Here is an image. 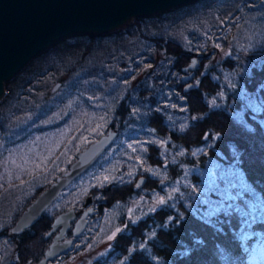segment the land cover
Masks as SVG:
<instances>
[{
  "label": "trees",
  "instance_id": "trees-1",
  "mask_svg": "<svg viewBox=\"0 0 264 264\" xmlns=\"http://www.w3.org/2000/svg\"><path fill=\"white\" fill-rule=\"evenodd\" d=\"M212 2L197 0L190 5L204 8ZM252 3L261 5L264 11V0H251ZM187 8L186 4L164 13L141 16L124 27L127 33L134 32V28L139 31L142 23L158 16L163 21L181 16ZM258 8L253 4L249 7L252 12ZM263 25V15L254 18V31L250 45L243 49L245 52H264ZM211 37L205 34L181 43L174 37L144 36L150 47L149 51L145 48V54L150 55L145 62L152 61V74L118 98L114 94L117 84L106 87L109 76L103 70L73 72L71 62L78 51L68 40H81L89 50V43L102 38L96 34H77L62 40L50 56L46 57L49 49L44 51L6 82V98L0 102V192L19 182H37L9 214L7 227L0 229V238L18 245L13 252L17 259L11 264L39 260L48 246L44 232L54 218L82 206L86 198H97L100 215L103 210L142 193L152 199L164 197L166 203L136 222L122 214L118 218L122 231L93 264H264V61L240 73L243 67L240 50L238 55L230 53L219 64L206 68L202 64L207 57H200L199 68L205 70L198 71L197 87L187 93L181 106L171 100V90L164 87L190 57L197 52H209L205 50L214 44ZM61 72L66 76L57 81L61 84L55 94L36 104L30 101L23 110L21 105H26L35 92L34 89L29 94V88L43 77ZM181 108L185 115L176 116ZM55 111L62 113L61 119L46 127L37 126ZM106 121L119 125V134L108 150L61 192L34 225L8 237V229L23 210L68 169L82 148L96 141L98 130ZM46 133L51 137L42 144L38 135ZM148 139L152 142L168 139L165 155L158 153L156 144L151 150L153 143L144 152L129 147L131 140ZM66 156L62 166L59 163ZM161 163L169 164L170 176ZM114 164L120 167L115 179L100 181L98 177ZM46 168L51 176L46 179L44 175L42 180L39 171ZM159 170L163 172L161 176L156 173ZM13 172L16 174L10 175ZM142 174L147 177L146 183L134 190L133 185ZM163 176L166 183L160 186L158 179ZM82 186L85 198L68 208L67 196ZM105 197L107 203L101 200ZM220 208L227 215L225 211L210 215ZM86 229L85 226L80 237ZM38 239L40 244L31 248ZM74 246L75 242L57 256L55 264Z\"/></svg>",
  "mask_w": 264,
  "mask_h": 264
},
{
  "label": "rangeland",
  "instance_id": "rangeland-1",
  "mask_svg": "<svg viewBox=\"0 0 264 264\" xmlns=\"http://www.w3.org/2000/svg\"><path fill=\"white\" fill-rule=\"evenodd\" d=\"M213 1L214 2L210 3L209 5L204 6V8H202V6L192 5L193 2H191V5L190 3L187 4L188 8L181 16H175L164 21L162 20V16H158L156 18L157 20L155 19L152 21H147L146 23H142L143 26H141V29L139 30L140 33L138 29L136 30V28L133 29L134 32L127 33L128 29H126L123 25L116 30L104 34H96L98 36H102V38L97 43L96 41L89 43V50L84 48V46L81 44V40H68V42L73 44V47L78 51V53L76 52L77 55L75 56L74 60L71 62V65L74 68V74H76L77 72H83L87 74V72H90V70H92V72H95L97 69L103 70L102 72H105L107 77L109 76V79H107L106 87L110 85L113 86L114 83L117 84L114 94H116L118 98L119 95L121 96L124 93L126 94V90H130L136 86V79L146 77L147 75L151 76L153 70L152 66L154 65L152 61L145 62L146 57H150L149 54H145V48H148L149 51L150 47L147 45L148 41L144 40L143 37H153L155 35H161L165 39L174 37L181 43H186V39L188 43V39H193L198 36H204L205 34L208 36L212 35L211 38L214 41H211L214 44L213 46L205 50L206 52L209 51L205 53L209 55H206L207 59L202 64L204 68L209 65L219 64L230 53L233 54L235 52L238 55L239 53L237 52V50H240L242 52L241 63L243 67L240 73L246 72L255 63L264 61V52H245L243 50L250 45L249 40L252 34L251 31H254V18H258L259 15L264 16V13H262L264 12L262 6L252 3L253 6L260 7L258 8V11L252 12V10L249 9L250 5L252 6L251 0ZM262 30L264 31V25ZM140 34H142V38ZM78 35L95 36V34ZM61 41L48 48L49 52L46 57L55 52L54 49H56V45ZM83 43L86 44V42L84 41ZM217 45H219V47H217ZM253 46L256 47L257 42H254ZM63 49L64 47H62V51ZM155 54H157V52L153 53V55H151V58H154ZM135 65L136 67L134 68ZM204 68L202 69L200 67L198 71L200 72L202 70V72H204ZM65 76V72H61L54 75H49L46 78L43 77L42 79L38 80L34 84L35 86H31L29 88V94H31V91H34V89L35 92L26 102V105L25 103L24 105H21L23 110L24 107H27V104L30 101L33 102V104H36L49 95L53 96V94H55V92L59 88L54 92H51V88L57 83L58 80H61V78ZM6 92L0 99V102L5 100ZM112 95L113 94H111V96ZM18 117L19 115L14 116V120L16 121ZM61 117L62 113L55 111L50 114V116L42 119L39 124L37 123V126L46 127L49 125V123L58 121L59 119H61ZM23 119H25V115L22 116L21 120ZM101 130L99 128L98 131L100 132ZM47 134L48 133H46L45 135H38V139H41L42 144H46L47 139L51 137H47ZM131 141V145L135 149H138L139 152H144L145 149H147L149 143H153V147L150 148L151 150H154V145L156 144L162 151H165L167 147L166 144L168 143V139L154 142H152L151 139H148V141ZM161 141H164L165 143H160ZM66 160L67 156L63 158L62 163L60 161L59 164H62L63 166ZM166 166L167 167L163 169L164 172L169 167V164ZM119 168L120 167L115 164L113 166H109L108 169L104 171L103 175H100L98 177V179L102 181V178L105 175H109V178H113L116 173H118ZM157 172H159L160 176L163 174V172L160 170L156 171V173ZM168 172L170 176L171 171L168 170ZM11 174L15 175L16 172L10 173V175ZM39 174L40 176H42V180H44V175L46 176V179L51 176L50 170H48V168L42 169L41 171H39ZM121 174H123V171L119 173V175ZM163 178H165V176H163ZM21 183L22 184H20L19 182L18 184L7 186L3 191L0 192V229L7 225L9 214L15 208L21 197L28 193L30 188L37 182L30 180V182ZM83 188L84 186L80 187V190L77 192H70V194L66 198V206L68 208L71 207V205H73L75 201H78V199L81 198L83 200L85 198L82 195L84 193ZM158 200L159 198L152 199L142 193L137 195L133 200H128L127 202L121 204L117 203L111 208L103 210L100 215L96 214L94 217H92V220L86 231L76 242L74 249L67 253L66 256L61 257L58 260L57 264H93L96 258L103 255L108 250L110 243L113 240H109L108 237L112 235L116 228L119 227L122 229V226L118 223V218L122 214L124 215L125 213V219L130 220L131 222H136L146 214L153 213L154 211H152L151 209L155 208V211L159 209L161 205L158 204ZM122 208H125L126 212H124V209ZM38 232H41V234H39V239H41L42 229H40ZM44 233H46V231ZM6 234L8 235V237L15 235L9 233V229ZM39 239L38 241H33L31 248H33L34 244L39 243ZM17 248L18 245L16 244L14 246V242L9 241L5 237L0 238V264L14 263L17 258H15L16 253L13 256V252ZM29 263L30 262L26 261L25 263L21 264Z\"/></svg>",
  "mask_w": 264,
  "mask_h": 264
},
{
  "label": "water",
  "instance_id": "water-1",
  "mask_svg": "<svg viewBox=\"0 0 264 264\" xmlns=\"http://www.w3.org/2000/svg\"><path fill=\"white\" fill-rule=\"evenodd\" d=\"M195 0H0V99L4 96L6 82L13 79L34 57L46 51L57 42L77 34H104L116 30L141 16L158 14L177 8ZM208 56L197 52L192 56L183 72L197 69V59ZM195 61V63H193ZM57 82L54 92L60 87ZM115 131L99 137L82 148L62 172L23 210L9 233L19 235L34 225L43 212L56 200L61 192L76 178L88 170L103 152L111 145ZM146 178L142 174L134 183L133 189L143 187ZM139 185V186H137ZM163 181L160 182V186ZM89 202V199L87 203ZM91 209V210H90ZM92 212L87 209L76 221L72 234L78 236L86 226V217ZM73 208L58 214L51 231L59 228L52 243L45 250L44 258L35 264H52L50 260L65 253L71 239L64 234L74 219Z\"/></svg>",
  "mask_w": 264,
  "mask_h": 264
},
{
  "label": "flooded vegetation",
  "instance_id": "flooded-vegetation-1",
  "mask_svg": "<svg viewBox=\"0 0 264 264\" xmlns=\"http://www.w3.org/2000/svg\"><path fill=\"white\" fill-rule=\"evenodd\" d=\"M191 58L192 57H190V59H189V61H188V63H186L185 65H183V66H179L175 71H174V77H173V79L172 80H167V82H168V84L169 85H166V86H164L166 89H169V90H171V92H170V94H172L171 95V100L173 101V102H176V104L178 105V106H181V104H184L185 103V101L187 100V99H185V96L187 97V93L188 92H190L192 89H194L195 87H197V83H198V79H199V76H198V69H199V66H200V61H199V59L197 60V69H196V71L193 73V76L191 77V78H189V79H184L183 77H187V75H189L191 72L190 71H188V72H183L182 71V68L183 67H185L186 65H188L189 64V62L191 61ZM152 67H154V66H152ZM144 78L145 77H141L140 79L138 78V79H136V82H137V84L138 83H140L141 81H143L144 80ZM182 115H185V112L182 110V108L181 109H179V111H178V113H176V116H182ZM179 120H181V119H179ZM95 125V124H94ZM93 126V125H92ZM104 127V128H103ZM103 128V129H102ZM102 129V130H101ZM100 132H99V134H98V137L95 139V140H97L99 137H101V136H103V135H105V134H107L109 131H115L116 132V135H118L119 134V125H112V124H109V121H106L105 123H104V125H102L101 127H100ZM90 144V143H89ZM88 144V145H89ZM87 146V145H86ZM85 146V147H86ZM157 148H158V153H160V154H163V155H165V151L163 150H161L160 148H159V146L157 145ZM106 150H108V149H106ZM106 150L103 152V154L106 152ZM159 155V154H158ZM167 163H161V166H162V168L163 169H165L167 166ZM145 178H146V180H147V177L145 176ZM158 179V178H157ZM165 178H159L158 180L160 181H163V185L162 186H164L165 185V180H164ZM160 181V182H161ZM160 182H158L159 183V185H160ZM145 183H146V181H145ZM88 199H89V202L87 203V201H88ZM108 198H102L101 200H102V202L103 203H107V200ZM98 206H99V203L97 202V198L96 197H92V199L91 198H86L85 199V201H84V204L82 205V206H78V207H74L73 209L75 210V213H76V215H75V217H74V219L70 222V225H69V227L67 228V230H66V232H65V234H64V238H63V240H65V239H71L72 240V244L75 242V244H76V242L79 240V238H80V235H78V236H73V234H72V229H73V227H74V225H75V223H76V221L81 217V215H82V213L84 212V211H86L87 209H89V208H92V216H89V214L87 215V217H86V228L89 226V224H90V222H91V220H92V217H94L96 214H97V211H98ZM89 216V217H88ZM51 229H52V226H51V224H50V227L46 230V233H44V238L45 239H47V248L49 247V245L52 243V241H53V238H54V236L56 235V233L59 231V228H57L56 230H54V231H51ZM72 244L70 245V247L72 246ZM46 248V249H47ZM45 249V250H46ZM44 253H45V251H44ZM44 253H43V255L39 258V260H36V261H33V262H30L29 264H35V263H37V262H39L41 259H43L44 258ZM60 258V257H59ZM57 259H58V257L56 258V260L54 259V260H52V261H50L51 263L53 262L54 264H55V262L57 261ZM52 263V264H53ZM46 264H48V262L46 263Z\"/></svg>",
  "mask_w": 264,
  "mask_h": 264
},
{
  "label": "snow or ice",
  "instance_id": "snow-or-ice-1",
  "mask_svg": "<svg viewBox=\"0 0 264 264\" xmlns=\"http://www.w3.org/2000/svg\"><path fill=\"white\" fill-rule=\"evenodd\" d=\"M217 47H219V45H217ZM193 63H195V61H194ZM213 103H215V102L213 101ZM173 107H175V105H173ZM135 111H137V110H136V109H133V112H135ZM137 143H139V142H137ZM160 143H165V142H164V141H161ZM129 147H132V145L130 144ZM133 151H136V149L133 148ZM193 154H195V153H193ZM149 171H150V169H149ZM129 174H131V173H129ZM113 179H115V178L113 177ZM103 181H104V182H110V181H109V177H108V176H104V177H103ZM101 186H104L103 183L101 184ZM137 186H139V185H137ZM165 203H166L165 198H164V197H160L159 200H158V204H160V205H164ZM229 207H231V206H229ZM90 210H91V209H90ZM151 210H152V211H155V208H153V209H151ZM219 211H225V215H227V211H226V210H223V208H220V209H214V210L212 211V213H210V215H216ZM169 219H172V218L169 217ZM121 231H122L121 228H119V227L116 228V230L112 233L111 236L108 237V239H109V240L114 239V238L116 237L117 233H119V232H121ZM196 243H201V241H196ZM140 247L143 248L144 245L141 244Z\"/></svg>",
  "mask_w": 264,
  "mask_h": 264
}]
</instances>
